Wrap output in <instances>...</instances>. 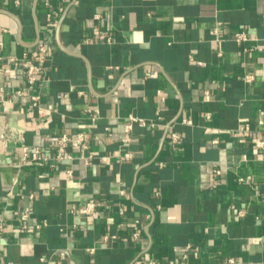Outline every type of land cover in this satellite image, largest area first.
Returning <instances> with one entry per match:
<instances>
[{"label":"crops","instance_id":"obj_1","mask_svg":"<svg viewBox=\"0 0 264 264\" xmlns=\"http://www.w3.org/2000/svg\"><path fill=\"white\" fill-rule=\"evenodd\" d=\"M0 88V264H264V0H0Z\"/></svg>","mask_w":264,"mask_h":264},{"label":"built area","instance_id":"obj_2","mask_svg":"<svg viewBox=\"0 0 264 264\" xmlns=\"http://www.w3.org/2000/svg\"><path fill=\"white\" fill-rule=\"evenodd\" d=\"M55 13H56L55 11H51L50 13H48V17H47L48 21L51 20L52 15ZM214 32L217 33V30L214 29ZM92 34H93L94 39L105 42V43H110L112 40V37L109 32L105 30H101L97 27H94L92 29ZM232 39L238 43H243V42L249 41L250 39H252V37H250L246 31L240 30V31L235 32L232 35ZM84 41L85 42L88 41V38H85ZM46 58H47V46L45 42H39L34 49L25 51L20 56L8 57L7 61L23 69L25 73L26 86L28 88H31L37 84L38 79L41 77L43 73V64L46 61ZM245 78L247 80H250L252 78V75H246ZM0 90H2V88H0ZM15 93L17 95L22 94L20 89L16 90ZM158 93L160 95L162 94L161 91H158ZM30 101H31V105L35 107L39 113H43L44 111L52 109L51 105L47 106L46 108H42L39 104L38 95H31ZM134 121L139 122L141 125H149V124L153 125L152 122L147 124V122L144 119H139L137 117H129V122L125 125L126 132L130 131L131 124ZM184 122L188 123L189 121L184 120ZM241 129L244 131H247L248 127L247 125H244L243 127H241ZM178 138H179V135H177V133L171 134V139L173 142H176ZM123 141L128 142L129 137H125ZM251 141L255 145L256 148H264V139L253 137ZM55 143H56V152L52 159L56 161H62L70 157L69 154L67 153V148L70 145L82 150L83 153L85 152L86 155L84 157H87V158L93 157V152L90 151L88 148L86 135H84L81 132L74 133L73 135L62 133L61 135L56 137ZM21 149H22V158L24 159V161H42V160L48 161L49 160L47 155H42L40 153V149L38 147L29 148L25 144H22ZM129 156H130V153H124V157L129 158ZM106 159L107 157L101 156V160H106ZM67 174L71 175L70 169L67 170ZM31 196L32 195H29V197ZM93 208H94V202L89 201L80 208V212L84 214H90L92 213ZM28 215H29V207L26 206L20 213V219L26 222ZM22 227L25 228L26 225L23 224ZM36 227L39 228L40 225H36ZM138 236H139V231L135 230L132 233V238L137 239ZM89 250L91 251L92 249H89ZM8 264H13V263L8 262ZM149 264H161V263L158 261H150ZM168 264H172V262H169Z\"/></svg>","mask_w":264,"mask_h":264}]
</instances>
